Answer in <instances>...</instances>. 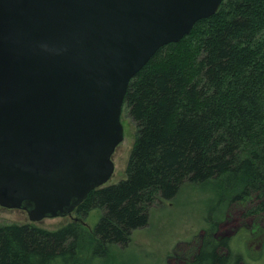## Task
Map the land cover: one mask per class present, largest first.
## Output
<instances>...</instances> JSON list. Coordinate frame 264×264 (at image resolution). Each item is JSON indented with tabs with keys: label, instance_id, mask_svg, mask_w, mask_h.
<instances>
[{
	"label": "trees",
	"instance_id": "obj_1",
	"mask_svg": "<svg viewBox=\"0 0 264 264\" xmlns=\"http://www.w3.org/2000/svg\"><path fill=\"white\" fill-rule=\"evenodd\" d=\"M124 107L135 127L124 179L91 190L58 229L0 226V264H95L184 184L217 187L219 204L254 198L248 214L264 212V0H223L160 48L130 80ZM95 209L89 229L80 217ZM218 245L203 243L195 264H224Z\"/></svg>",
	"mask_w": 264,
	"mask_h": 264
},
{
	"label": "water",
	"instance_id": "obj_2",
	"mask_svg": "<svg viewBox=\"0 0 264 264\" xmlns=\"http://www.w3.org/2000/svg\"><path fill=\"white\" fill-rule=\"evenodd\" d=\"M223 0H0V206L31 223L108 184L130 80Z\"/></svg>",
	"mask_w": 264,
	"mask_h": 264
},
{
	"label": "rangeland",
	"instance_id": "obj_3",
	"mask_svg": "<svg viewBox=\"0 0 264 264\" xmlns=\"http://www.w3.org/2000/svg\"><path fill=\"white\" fill-rule=\"evenodd\" d=\"M121 123L124 139L113 155L115 169L108 185L124 179L134 143L135 127L125 107ZM216 190L217 187L184 184L174 198L157 201L151 206L147 225L132 232L127 246L118 245L105 256L108 260L104 258L95 264H195L193 256L200 244L210 241L216 246L220 243L217 252L221 256L227 255L226 263L230 258V264H264V212L248 214L257 201L247 198L243 202L230 203L226 200L219 204ZM101 213L95 209L86 217H80V220L87 228L93 229ZM76 218L77 215L72 212L31 223L24 210L0 206V226L30 223L55 230ZM209 230L211 240L207 237ZM242 242L245 246L248 242L246 252L241 250Z\"/></svg>",
	"mask_w": 264,
	"mask_h": 264
},
{
	"label": "flooded vegetation",
	"instance_id": "obj_4",
	"mask_svg": "<svg viewBox=\"0 0 264 264\" xmlns=\"http://www.w3.org/2000/svg\"><path fill=\"white\" fill-rule=\"evenodd\" d=\"M247 244H248V242H247ZM247 244H246V246H245L244 242H242V246H241V247H242V249H241L242 252H246V251H244L245 249L248 250V249H247ZM263 244H264V243H263ZM202 245H203V243L200 244V247H201ZM200 247H199V249H200ZM199 249H198V251L196 252V254L193 256V259H195V257H197V255L199 254V252H200ZM220 256H221V255H220ZM226 256H227V255H226ZM228 260H230V258H229ZM228 260H227V261H228ZM185 264H186V263H185ZM188 264H189V263H188ZM224 264H230V263H229V262L226 263V261H225Z\"/></svg>",
	"mask_w": 264,
	"mask_h": 264
}]
</instances>
